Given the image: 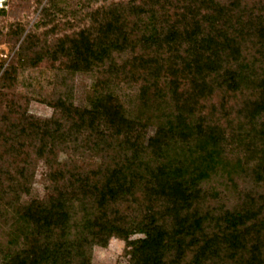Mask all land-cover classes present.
<instances>
[{
	"label": "trees",
	"instance_id": "obj_1",
	"mask_svg": "<svg viewBox=\"0 0 264 264\" xmlns=\"http://www.w3.org/2000/svg\"><path fill=\"white\" fill-rule=\"evenodd\" d=\"M85 16L31 59L106 65L86 105L59 96L36 119L0 93V264H91L111 238L127 264H264V0L111 1ZM122 83L138 86L134 113ZM39 160L46 191L26 200ZM242 161L250 185L228 203L210 181L233 183Z\"/></svg>",
	"mask_w": 264,
	"mask_h": 264
},
{
	"label": "rangeland",
	"instance_id": "obj_2",
	"mask_svg": "<svg viewBox=\"0 0 264 264\" xmlns=\"http://www.w3.org/2000/svg\"><path fill=\"white\" fill-rule=\"evenodd\" d=\"M111 1L128 0H0V75L5 69H10L14 83L12 88H0V93L5 95L2 98L4 104L8 99L16 98L18 103L26 107L27 114L36 119L51 117L53 107L49 102L59 96L68 95L74 105H86L94 92L92 91L93 85L103 77L106 65L103 71L71 74L61 68L63 65L58 60L52 61L43 58L41 61L33 62L32 57L34 52L47 49L64 34L72 33V29L78 30L87 25L88 19L83 20L81 24H78V21L85 18V15L91 10ZM44 7L50 9V15L55 14L51 15L54 20L48 24H45L46 17L42 16ZM53 24L57 25L54 26L56 31L51 33L50 29ZM28 33L32 35L30 37L32 40L29 39L33 41V44L29 50L23 52L21 50L23 40ZM137 89L138 86L135 85L131 87L123 83L118 87L114 85V90L122 95L127 108L133 113L136 110L137 102L134 98L137 95ZM152 131L153 127H150L148 133L150 134ZM235 155L241 157L238 152ZM235 155L232 157L235 158ZM64 157V154L59 155L60 159ZM89 161L92 164L96 158H91ZM246 164L241 162V168L245 171L239 169L231 175L233 183L228 180L226 175L222 176V174L214 176L210 181V186L215 187L228 203L235 202L240 192L250 185L249 167H251V163ZM47 172L46 164L42 160L37 161L31 193L29 196H24V199L29 200V198L44 195L48 184ZM7 232L8 224L0 220V240L3 243L7 240ZM137 237H142V235L130 236L131 239ZM123 250L124 242L117 238H111L106 247L94 246L92 248L91 264H127L128 256L124 254Z\"/></svg>",
	"mask_w": 264,
	"mask_h": 264
}]
</instances>
